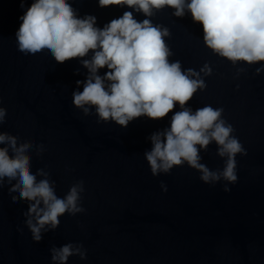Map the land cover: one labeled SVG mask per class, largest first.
<instances>
[{
    "label": "water",
    "instance_id": "1",
    "mask_svg": "<svg viewBox=\"0 0 264 264\" xmlns=\"http://www.w3.org/2000/svg\"><path fill=\"white\" fill-rule=\"evenodd\" d=\"M19 2L0 0V106L6 108L0 132L45 146L40 156L28 154L31 170L46 167L59 197L83 180L85 211L65 213L54 231L34 242L24 224L27 202L12 206L8 189L0 190V264H52L50 248L68 242L82 244L87 258L74 255L67 264H264V70L256 71L264 61L233 64L205 46L202 26L190 14L176 17L167 6L154 12L153 23L170 32L164 38L170 62L197 72L205 63L212 69L200 73L206 88L188 103L193 110L222 107L246 155L236 156L235 183H205L187 164L153 176L144 156L152 147L148 137L168 126L171 113L123 127L98 123L94 106L88 114L73 106L75 81L87 75L80 59L91 50L63 63L47 53L22 57L15 40ZM71 2L81 15H95L100 26L126 10L98 7L97 0ZM216 147L213 142L200 152L210 170L224 166Z\"/></svg>",
    "mask_w": 264,
    "mask_h": 264
},
{
    "label": "clouds",
    "instance_id": "2",
    "mask_svg": "<svg viewBox=\"0 0 264 264\" xmlns=\"http://www.w3.org/2000/svg\"><path fill=\"white\" fill-rule=\"evenodd\" d=\"M118 6L122 15L102 26L93 14H80L71 0H20L23 9L18 19L15 40L24 58L47 53L58 63L80 59L87 69L83 80H76L72 104L85 114L95 107L99 123L109 120L126 127L136 118L159 120L167 117L168 126L150 134V151L144 153L153 176L169 173L174 166L187 164L200 173V180L215 184L220 180L237 181V154L246 149L233 135L234 128L222 116L223 108L205 104L195 110L188 103L194 94L206 88L200 77L211 74L205 63L197 72L182 69L181 62H170L171 49L165 42L169 29L154 24L155 11L170 7L172 15L190 14L202 26L206 47L235 64L264 61V0H97L98 7ZM142 13L143 19L135 14ZM100 69H106L100 74ZM264 70V64L256 69ZM82 87V90H80ZM177 105L180 110H174ZM6 108L0 106V124L5 122ZM215 143L224 166L210 170L201 162V151ZM35 150L40 156L46 149L40 144L23 143L0 132V190L8 189L10 204L27 202L24 224L34 242L55 230L62 215L85 211L81 194L84 181L72 184L63 197L56 194V183L45 168L31 170ZM14 185V186H13ZM161 189L167 186L161 182ZM224 191H229L228 184ZM52 264H67L69 257L86 259L82 244L65 243L50 248Z\"/></svg>",
    "mask_w": 264,
    "mask_h": 264
}]
</instances>
